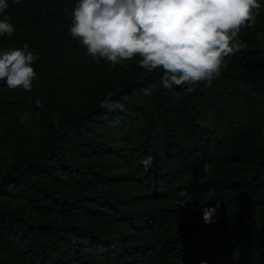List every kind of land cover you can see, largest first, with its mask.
<instances>
[{"label": "trees", "instance_id": "16d2710c", "mask_svg": "<svg viewBox=\"0 0 264 264\" xmlns=\"http://www.w3.org/2000/svg\"><path fill=\"white\" fill-rule=\"evenodd\" d=\"M259 2L255 25L239 33L247 47L189 92L165 88L163 69L140 67L139 56L95 63L70 35L78 0H10L0 19L14 32L0 36V53L27 43L39 59L31 91L0 83L19 123L0 162V264H264ZM110 94L122 110L101 107ZM119 159L142 182L134 196L109 187ZM205 207L216 208L214 223Z\"/></svg>", "mask_w": 264, "mask_h": 264}, {"label": "clouds", "instance_id": "9594fccd", "mask_svg": "<svg viewBox=\"0 0 264 264\" xmlns=\"http://www.w3.org/2000/svg\"><path fill=\"white\" fill-rule=\"evenodd\" d=\"M9 7L10 0H0V14ZM260 8L259 0H78L70 14V35L97 64L106 60L115 67L139 56L140 67L163 69L165 88L187 86V91L193 92L201 82L210 87L227 67L226 58L247 47L239 33L243 27L255 25ZM13 32L14 26L0 19V36H12ZM38 59L39 54L27 43L0 53V81H6L10 89L31 91L37 75L33 62ZM36 103L39 106L40 100ZM101 107L122 110L123 104L112 100L110 94ZM27 118L24 113L21 122ZM153 159L147 156L142 160L145 170ZM209 170L205 164L202 171L207 174ZM211 200L209 193L200 203L206 205ZM215 211V207H205L206 224L218 219L213 216Z\"/></svg>", "mask_w": 264, "mask_h": 264}, {"label": "rangeland", "instance_id": "374dc122", "mask_svg": "<svg viewBox=\"0 0 264 264\" xmlns=\"http://www.w3.org/2000/svg\"><path fill=\"white\" fill-rule=\"evenodd\" d=\"M16 116V112L13 111L9 99L7 100L5 95L0 97V141L6 142V144L0 148V162L2 163H6L9 160L11 156L9 149L17 140L19 123L15 118ZM82 158L89 162L102 159L99 154L88 151L83 154ZM122 160L123 159H119L118 163L114 165L113 171L115 175L109 183V187L118 188L124 194L134 196L142 191L143 185L140 179L134 178L129 168L121 162ZM127 200L129 201L128 198Z\"/></svg>", "mask_w": 264, "mask_h": 264}]
</instances>
